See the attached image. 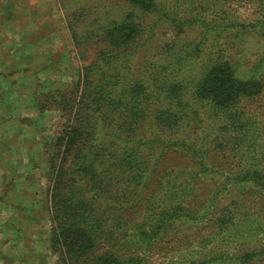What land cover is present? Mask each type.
<instances>
[{"label": "rangeland", "instance_id": "374dc122", "mask_svg": "<svg viewBox=\"0 0 264 264\" xmlns=\"http://www.w3.org/2000/svg\"><path fill=\"white\" fill-rule=\"evenodd\" d=\"M182 1H165L159 12L146 16L137 43L124 46L122 58H113L110 47L102 41L101 26L130 13L123 0H100L95 6L84 5L85 0H0V264H96L98 257L114 250L124 226L132 228L140 221V213L118 211L104 193L93 195L83 190L72 179L71 171L59 206L74 208L60 213L52 210L56 201L51 193L53 163L58 162L63 148L57 138L78 120L77 126L84 121L85 127L94 121L102 124L84 135L87 144L109 140L111 127L104 124L109 115L103 117L96 110L102 100L98 101L95 93L102 84L121 87L125 79L136 77L155 82L150 73L157 70H164L161 75L172 80L192 84L228 45L226 33L221 32L224 20H246V24L264 10V6H212L210 1L206 6H189ZM69 22L82 28L72 34ZM229 41L238 49L237 76H251L263 85L243 106L251 124L247 137L255 138L245 145L253 153L264 154V36L247 29ZM124 53H128L126 57ZM111 60L114 62L107 65ZM193 107L201 117L205 115L199 103ZM150 127L144 121L138 138ZM181 161L171 154L164 165ZM258 192L236 189L224 201L237 223L241 225L247 217L248 223L257 226L254 233L239 232L235 236L238 240L243 234L254 242L264 234V202L251 196ZM240 195L248 202L230 201ZM78 223L86 231L77 227V237L85 236L84 245L81 251L70 253L68 241L57 238L56 232L67 229L66 235H72L74 230L68 227L76 228ZM186 226L193 238L189 257L179 247L180 231L175 227L168 235L173 240L161 245L157 250L162 251L156 250L147 264H190L186 259L197 260L195 250L206 229L197 220ZM135 263L146 264V258L137 255Z\"/></svg>", "mask_w": 264, "mask_h": 264}, {"label": "trees", "instance_id": "16d2710c", "mask_svg": "<svg viewBox=\"0 0 264 264\" xmlns=\"http://www.w3.org/2000/svg\"><path fill=\"white\" fill-rule=\"evenodd\" d=\"M99 1L85 0L83 4L95 6ZM123 1L130 6V13L101 26L102 41L110 47L113 58H122L121 49L137 43L144 32L143 19L159 12V6H165L168 0ZM209 1L212 6H264V0H185V3L206 6ZM260 10L261 15L246 24V20H224L221 32L226 33L228 45L219 50L220 57L199 73L192 84L161 75L164 70L150 73L156 77L155 82L148 77H136L125 79L121 87L107 88L102 84L95 95L104 102L96 110L103 117L109 115L105 118L109 122H104L111 127L109 140L87 144L84 135L102 124L94 121L92 126L85 127L84 121L77 126L78 120L57 138L63 148L59 150L58 162L53 163L51 193L56 201L52 210L60 213L74 208L59 206L60 197L66 196L63 189L71 171L72 179L83 190L93 195L104 193L118 211L141 215L132 228L130 225L122 228V237L114 243V250L106 257H98L96 264H136L137 255L146 258L147 264L161 245L173 240L168 235L175 227L180 231L178 246L189 257L193 238L186 225L193 220L206 231L195 250L198 259L194 262L186 259L190 264H264V234L254 242L243 234L241 240L235 238L239 232L254 233L257 226L248 223L247 217L241 225L237 223L232 208L224 203L234 190L243 188L260 190L251 196L264 202V154L253 153L245 145L255 138L250 134L247 137L251 124L243 106L263 85L251 76H237L238 49L229 41L247 29L264 36V10ZM138 13L142 16H137ZM68 28L76 34L82 27L69 22ZM97 71L103 73L98 67ZM193 103L204 108V117ZM144 121L153 127L138 138ZM171 154L182 161L164 165ZM239 197L230 201L248 202L244 196ZM74 225L76 228L68 227L74 230L72 235H66L67 229L56 232L57 238L62 236L68 241L70 253L81 251L85 241V236L77 237V227L83 233L85 229L79 223Z\"/></svg>", "mask_w": 264, "mask_h": 264}]
</instances>
